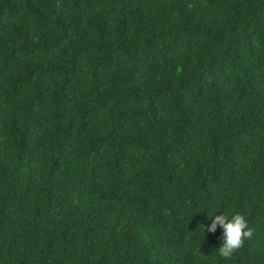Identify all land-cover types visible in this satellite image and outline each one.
Wrapping results in <instances>:
<instances>
[{
	"label": "trees",
	"instance_id": "1",
	"mask_svg": "<svg viewBox=\"0 0 264 264\" xmlns=\"http://www.w3.org/2000/svg\"><path fill=\"white\" fill-rule=\"evenodd\" d=\"M0 264H264V0H0Z\"/></svg>",
	"mask_w": 264,
	"mask_h": 264
},
{
	"label": "clouds",
	"instance_id": "2",
	"mask_svg": "<svg viewBox=\"0 0 264 264\" xmlns=\"http://www.w3.org/2000/svg\"><path fill=\"white\" fill-rule=\"evenodd\" d=\"M210 219L211 223L207 226L208 232L215 233L218 226L222 229L220 236L222 243L217 248L222 258H231L244 246L245 240L253 237V229L249 227L243 214L234 213L229 217L224 213L220 215L214 213Z\"/></svg>",
	"mask_w": 264,
	"mask_h": 264
}]
</instances>
